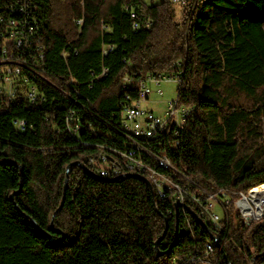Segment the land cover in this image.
Returning a JSON list of instances; mask_svg holds the SVG:
<instances>
[{"label": "trees", "instance_id": "trees-1", "mask_svg": "<svg viewBox=\"0 0 264 264\" xmlns=\"http://www.w3.org/2000/svg\"><path fill=\"white\" fill-rule=\"evenodd\" d=\"M33 3L43 57L34 50L20 74L38 96L9 99L0 84V264H264V216L234 220L264 184V0H182L179 16L173 0ZM168 73L191 113L148 141L172 168L144 160L192 192L224 193L219 226L139 173L90 163L128 146L124 106L147 76ZM72 163L89 172L73 165L64 189Z\"/></svg>", "mask_w": 264, "mask_h": 264}, {"label": "built area", "instance_id": "built-area-1", "mask_svg": "<svg viewBox=\"0 0 264 264\" xmlns=\"http://www.w3.org/2000/svg\"><path fill=\"white\" fill-rule=\"evenodd\" d=\"M6 11L9 13L8 22H0L3 24L4 30L0 31V64L7 66L6 70L0 72V82L2 92L8 95L9 99L21 90H25L27 98L35 101L37 98V91L35 86L29 82L28 78L21 75V66L29 64L35 59L42 58L41 46L35 41L38 33L35 26H32L28 17H31L32 11L36 8L33 0H5ZM78 22H81L79 20ZM36 42L35 49L33 47ZM34 50L37 52L35 55ZM12 66V67H10ZM12 73L9 75L8 73ZM164 75H149L145 80L139 83L140 93L136 100H131L127 103L121 112V131L128 141V146L123 150H116V155H107L100 153L98 158H90V163L96 165L97 172L100 175L120 176L126 172L139 173L147 178L150 184L154 187L160 196H164L165 188H169L173 192V199L176 203L185 204L190 201L193 204L201 207L200 212L206 216L207 221L214 226L220 225V217L214 212V205L219 202L224 208L222 201L218 200V196L226 197L224 193L207 192L199 186H196L195 191L192 192L188 187H181L171 178L160 173L150 164L145 162V157L153 159L163 168H172L169 160L165 156L158 155L151 149L148 141L158 139L160 132L164 131L166 126L172 122L179 127H182L186 118L191 113V109L186 106H179L177 98L166 103L163 110V115H157L153 110L143 108L141 102L148 99L152 90L148 87L147 81H154L159 85ZM168 80H175L177 83L179 77L166 76ZM162 94L161 90L156 91ZM126 101L130 100L129 96L125 97ZM24 120H18L17 126L19 129H24ZM122 162H129V169H122ZM131 162H141V170H131ZM247 199L242 196L237 202L236 206L240 208L241 214L245 220L250 221L259 219V216H254L251 213L243 211L240 202ZM250 209L254 212L256 208L253 203H250ZM250 218V219H249ZM216 239V238H215ZM206 254L213 253L212 244L206 245ZM208 264H216L214 261Z\"/></svg>", "mask_w": 264, "mask_h": 264}, {"label": "rangeland", "instance_id": "rangeland-1", "mask_svg": "<svg viewBox=\"0 0 264 264\" xmlns=\"http://www.w3.org/2000/svg\"><path fill=\"white\" fill-rule=\"evenodd\" d=\"M155 1V0H154ZM174 4H175V10L177 13V16L180 15L181 9H180V5L182 4V0H173ZM165 77L160 81L159 85H156V83H154V81H147V85L148 87L152 90V93L150 94V96L148 97L147 100H145L144 102H141V106L143 108L146 109H150L153 110L155 112V114L162 116L163 115V110L165 108V105L168 101L170 100H175L177 97V82L175 80H168L166 79V76H174V73H168V74H163ZM161 90L162 94H158L156 91L157 90ZM264 186L260 185L257 188H260ZM255 189L250 190L249 194L247 196H245L249 201H251L253 199V197L251 196V192ZM218 200L225 202V198L218 196ZM236 210L234 211V220H238L237 219V213L240 212V208L238 206H236ZM214 212L217 213L219 215V217L222 219L224 216V208L221 206V204L219 202H216L214 205ZM241 213V212H240ZM242 215V214H241ZM259 216V218L263 217ZM242 217L244 218V216L242 215Z\"/></svg>", "mask_w": 264, "mask_h": 264}, {"label": "bare ground", "instance_id": "bare-ground-1", "mask_svg": "<svg viewBox=\"0 0 264 264\" xmlns=\"http://www.w3.org/2000/svg\"><path fill=\"white\" fill-rule=\"evenodd\" d=\"M2 21V18H0ZM122 169H129V162H122ZM131 170H141V162H131ZM255 189V188H254ZM253 199L248 202L247 199H244L240 202V205L244 212L251 213L254 216L264 215V186L257 188L251 192ZM250 203L254 204L256 211L250 209Z\"/></svg>", "mask_w": 264, "mask_h": 264}, {"label": "water", "instance_id": "water-1", "mask_svg": "<svg viewBox=\"0 0 264 264\" xmlns=\"http://www.w3.org/2000/svg\"><path fill=\"white\" fill-rule=\"evenodd\" d=\"M73 165H79V166H81L86 172H89V169L88 168H86V167H84L83 165H81V164H79V163H72V164H70L68 167H67V173H66V179H65V185H64V189H66V186H67V184H68V177H69V169L73 166ZM128 177L129 176H133V175H127ZM145 181H146V183L148 184V186H149V188L151 189V185H150V182L146 179V178H143ZM62 205H63V201H62V203H61V205L59 206V208H58V210L57 211H59L60 209H61V207H62ZM191 213H193L191 210H189ZM56 214V212L54 213V215ZM194 214V216L201 222V224L203 225V226H206V224H205V222L202 220V219H200L195 213H193ZM250 219V218H249ZM53 226V223L51 222V228H53L52 227ZM158 256H159V253H158Z\"/></svg>", "mask_w": 264, "mask_h": 264}]
</instances>
